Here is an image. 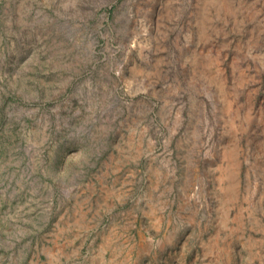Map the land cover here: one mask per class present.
I'll return each instance as SVG.
<instances>
[{
  "label": "rangeland",
  "instance_id": "374dc122",
  "mask_svg": "<svg viewBox=\"0 0 264 264\" xmlns=\"http://www.w3.org/2000/svg\"><path fill=\"white\" fill-rule=\"evenodd\" d=\"M0 264H264V0H0Z\"/></svg>",
  "mask_w": 264,
  "mask_h": 264
}]
</instances>
